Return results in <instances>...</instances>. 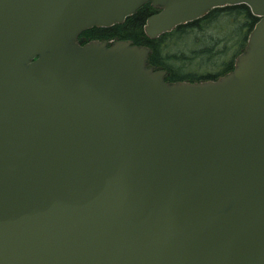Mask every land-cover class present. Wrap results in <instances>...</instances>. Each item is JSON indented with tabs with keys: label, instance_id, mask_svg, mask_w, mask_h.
<instances>
[{
	"label": "water",
	"instance_id": "water-1",
	"mask_svg": "<svg viewBox=\"0 0 264 264\" xmlns=\"http://www.w3.org/2000/svg\"><path fill=\"white\" fill-rule=\"evenodd\" d=\"M147 2L150 39L257 21L208 81L77 40ZM0 264H264V0H0Z\"/></svg>",
	"mask_w": 264,
	"mask_h": 264
},
{
	"label": "trees",
	"instance_id": "trees-1",
	"mask_svg": "<svg viewBox=\"0 0 264 264\" xmlns=\"http://www.w3.org/2000/svg\"><path fill=\"white\" fill-rule=\"evenodd\" d=\"M156 11L148 2L144 3L123 22L108 27L92 26L83 31L77 40L81 43L88 40H129L150 49L148 66L165 70L166 81H208L216 80L233 69L236 55L244 49L248 33L257 21L244 4L221 6L150 39L143 25ZM220 23L223 26H219ZM215 29L218 30L214 32ZM190 36L193 37V47L184 42ZM208 68L209 71H206Z\"/></svg>",
	"mask_w": 264,
	"mask_h": 264
},
{
	"label": "rangeland",
	"instance_id": "rangeland-1",
	"mask_svg": "<svg viewBox=\"0 0 264 264\" xmlns=\"http://www.w3.org/2000/svg\"><path fill=\"white\" fill-rule=\"evenodd\" d=\"M219 26H223V24L222 23H220V25ZM219 29V28H218ZM218 29H215L214 30V32H216V30H218ZM193 41V37L192 36H190L189 38H186L185 40H184V42H186L188 45H191V43H192V41ZM194 45L192 44L190 47H193ZM190 67V66H189ZM210 68V67H209ZM209 68L206 70V71H209ZM197 69H199V70H202V69H204V68H201V67H197Z\"/></svg>",
	"mask_w": 264,
	"mask_h": 264
}]
</instances>
